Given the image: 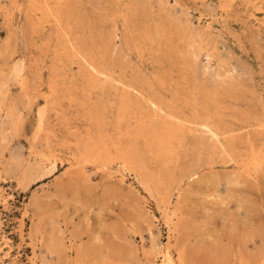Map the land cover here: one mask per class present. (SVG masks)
<instances>
[{"label": "rangeland", "instance_id": "374dc122", "mask_svg": "<svg viewBox=\"0 0 264 264\" xmlns=\"http://www.w3.org/2000/svg\"><path fill=\"white\" fill-rule=\"evenodd\" d=\"M0 264H264V0H0Z\"/></svg>", "mask_w": 264, "mask_h": 264}, {"label": "bare ground", "instance_id": "6f19581e", "mask_svg": "<svg viewBox=\"0 0 264 264\" xmlns=\"http://www.w3.org/2000/svg\"><path fill=\"white\" fill-rule=\"evenodd\" d=\"M16 69H17V68H16ZM19 70H20V69H19ZM19 70H18V71H19ZM20 71H22V69H21ZM19 74H20V73H19ZM25 80H26V79H25ZM27 81H28V80H27ZM25 83H26V81H25ZM27 84H28V83H27ZM23 86H25V85H23ZM20 87H21V85H20ZM27 88H28V87H27ZM48 98H49V97H48ZM29 100H30V99H29ZM30 101H31V100H30ZM46 102H48V101H46ZM124 104H126V102H125ZM124 104H123V105H124ZM123 105H122V106H123ZM4 106H5V105H4ZM124 106L126 107V105H124ZM123 110H124V109H123ZM43 113H44V112H43ZM122 113H123V111H122ZM124 115H125V114H124ZM124 115H123V116H124ZM38 123H39V121H38ZM120 123H122V122H120ZM125 123H126V122H125ZM40 124H41V123H40ZM40 124H39V125H40ZM41 126H42V125H41ZM40 129H41V128H40ZM39 131H40V130H39ZM104 135H105V134H104ZM101 136H102V135H101ZM102 137H103V136H102ZM105 138H106V137H105ZM95 144H97V143H95ZM95 144H94V145H95ZM92 146H93V144H92ZM94 147H95V146H94ZM96 147H97V146H96ZM97 148H100V147L98 146ZM94 150H95L94 148H93V151L91 150V152H90V150H88L91 156H92V154H94V153H93ZM104 150H105V149H104ZM116 150H118V149H116ZM95 151H96V150H95ZM100 151H101V150H98V153H96L97 157L100 156V154H101ZM89 153H87V156H89ZM116 153H117V152H116ZM94 155H95V154H94ZM98 158H99V157H98ZM46 161H47V160H46ZM41 162H42V160H41ZM43 162H44V161H43ZM43 164H44V163H43ZM50 164H51V163H50ZM43 167H44V166H43ZM52 171H53V170H52ZM28 173H29V172H28Z\"/></svg>", "mask_w": 264, "mask_h": 264}]
</instances>
